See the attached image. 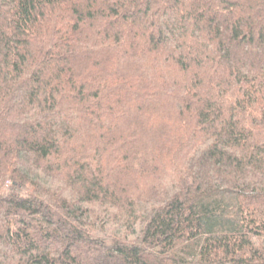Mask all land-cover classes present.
I'll use <instances>...</instances> for the list:
<instances>
[{"label": "trees", "instance_id": "obj_1", "mask_svg": "<svg viewBox=\"0 0 264 264\" xmlns=\"http://www.w3.org/2000/svg\"><path fill=\"white\" fill-rule=\"evenodd\" d=\"M0 264H264V0H0Z\"/></svg>", "mask_w": 264, "mask_h": 264}]
</instances>
